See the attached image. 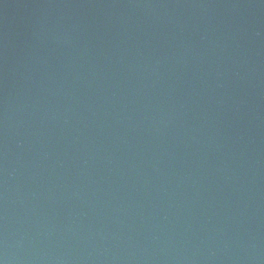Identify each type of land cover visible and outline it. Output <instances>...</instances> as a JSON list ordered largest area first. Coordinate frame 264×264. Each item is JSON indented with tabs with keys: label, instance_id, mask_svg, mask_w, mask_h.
Returning <instances> with one entry per match:
<instances>
[{
	"label": "water",
	"instance_id": "95a60500",
	"mask_svg": "<svg viewBox=\"0 0 264 264\" xmlns=\"http://www.w3.org/2000/svg\"><path fill=\"white\" fill-rule=\"evenodd\" d=\"M0 264H264V0H0Z\"/></svg>",
	"mask_w": 264,
	"mask_h": 264
}]
</instances>
